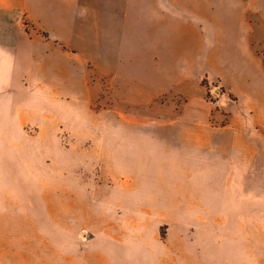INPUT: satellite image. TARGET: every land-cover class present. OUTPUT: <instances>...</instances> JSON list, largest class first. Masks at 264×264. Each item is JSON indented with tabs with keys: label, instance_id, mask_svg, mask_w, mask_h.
Returning <instances> with one entry per match:
<instances>
[{
	"label": "rangeland",
	"instance_id": "obj_1",
	"mask_svg": "<svg viewBox=\"0 0 264 264\" xmlns=\"http://www.w3.org/2000/svg\"><path fill=\"white\" fill-rule=\"evenodd\" d=\"M171 1L167 9L189 6ZM202 1L191 5L205 11ZM131 6L70 0L71 16L79 12L70 58L85 62L84 96L49 98L44 115L27 106L41 103L32 91L19 101L31 113L21 115L23 129L5 132L0 264H264V163L257 178L252 169L237 177V163L232 177H197L196 163L167 162L161 145L179 138L165 126L178 116L129 104L141 96L124 88L136 38ZM207 94L226 116L234 102L218 108Z\"/></svg>",
	"mask_w": 264,
	"mask_h": 264
},
{
	"label": "crops",
	"instance_id": "obj_2",
	"mask_svg": "<svg viewBox=\"0 0 264 264\" xmlns=\"http://www.w3.org/2000/svg\"><path fill=\"white\" fill-rule=\"evenodd\" d=\"M127 1L133 4L136 38L132 76L124 88L141 91L130 105L145 109L155 103L160 114L178 116L179 121L165 124L180 131L179 138L161 144L167 162L196 163L197 177H232L233 163L241 172L237 177H249L251 169L254 178L260 176L264 0H203L205 11L191 5L197 0H184L189 3L184 12L176 6L167 9L171 0ZM69 5L70 0H0V177L6 162L5 132L24 128L23 113L31 109L44 115L49 98L84 96L85 81L79 74L85 72V62L71 60L69 51L71 43L79 44V37L71 33V19L79 12L71 16ZM151 5L158 18L152 26ZM104 14L112 20L116 11L110 5ZM212 82L234 98L226 116L206 100ZM112 87L116 88L113 83ZM30 91L41 103L36 108L27 103L30 109L24 111L19 101L29 98ZM222 117L227 118L223 124ZM10 153L15 155L14 150Z\"/></svg>",
	"mask_w": 264,
	"mask_h": 264
},
{
	"label": "built area",
	"instance_id": "obj_3",
	"mask_svg": "<svg viewBox=\"0 0 264 264\" xmlns=\"http://www.w3.org/2000/svg\"><path fill=\"white\" fill-rule=\"evenodd\" d=\"M209 101L216 104L218 108H226L230 103L234 102L233 98L222 89L218 84L210 83L208 84V94Z\"/></svg>",
	"mask_w": 264,
	"mask_h": 264
}]
</instances>
